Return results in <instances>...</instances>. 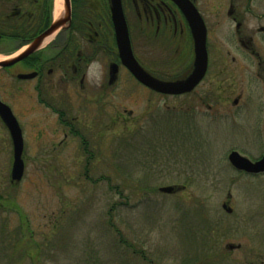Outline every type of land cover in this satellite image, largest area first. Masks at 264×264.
<instances>
[{"label": "rangeland", "instance_id": "1", "mask_svg": "<svg viewBox=\"0 0 264 264\" xmlns=\"http://www.w3.org/2000/svg\"><path fill=\"white\" fill-rule=\"evenodd\" d=\"M208 11L211 67L193 94L150 96L125 74L100 132L59 147L61 136L47 143L28 124L32 115L19 116L26 140L19 183L11 181L13 143L0 121V264H264V173H239L228 160L233 150L264 155L262 90L236 70V25L221 8ZM258 26L251 19L242 32L256 37ZM132 43L139 53V40ZM157 73L177 74L166 65ZM170 111L188 112L192 132L176 131V122L187 129L184 117L158 120ZM169 186L177 192L159 190Z\"/></svg>", "mask_w": 264, "mask_h": 264}, {"label": "flooded vegetation", "instance_id": "2", "mask_svg": "<svg viewBox=\"0 0 264 264\" xmlns=\"http://www.w3.org/2000/svg\"><path fill=\"white\" fill-rule=\"evenodd\" d=\"M60 1L63 11L56 16L57 0H0V55L4 56L0 61L22 54L54 21L63 19L64 1ZM182 4L193 5L207 31L208 69L204 79L192 91L179 95L163 94L133 76L119 55L111 0H70L68 22L20 60L0 67V101L11 108L18 122L19 116L32 115L28 124L42 137L47 136V143L61 136L56 145L59 147L68 142L69 137L100 132L98 126L102 127V119L109 117L110 99L114 90L118 94L122 88L125 74L150 96L191 95L203 84L211 67L209 41L213 31L209 27L211 13L208 10L218 7L226 19L236 25L237 39L242 46L232 58L236 70L240 75L248 71L252 80L260 85L261 103L264 104V0H121L132 50L139 64L151 76L165 81L183 80L191 74L195 62L194 39ZM251 19L259 23L256 37V34L242 32ZM133 39L139 40V53L134 51ZM93 60H100L104 65L103 82L99 86L86 77L87 67ZM165 65L177 74L171 78L160 76L157 73L159 67ZM242 98L243 93L234 99L233 105L241 107ZM124 113H127L126 109ZM165 114L158 120L174 121L184 117L187 129L180 128V133L192 132L189 116H183L188 112H178L177 116H172L175 113L171 111ZM86 121H92L93 127H84ZM19 125L25 150L24 126L21 122ZM105 128L107 130L108 126ZM82 139L89 165L93 153L89 149L90 142ZM145 144L146 150L156 152L157 144ZM263 156L250 159L255 162ZM233 168L239 173L252 174ZM260 174L263 173L252 175ZM177 190L173 187L171 193Z\"/></svg>", "mask_w": 264, "mask_h": 264}, {"label": "water", "instance_id": "3", "mask_svg": "<svg viewBox=\"0 0 264 264\" xmlns=\"http://www.w3.org/2000/svg\"><path fill=\"white\" fill-rule=\"evenodd\" d=\"M64 2V18L54 21L51 27L43 33L37 40L28 47L22 54L0 61V67L10 66L29 54L40 42L55 32L61 25L70 19L71 5L70 0ZM112 2V19L116 35V43L122 63L129 69L133 76L143 84L163 94H183L192 91L205 77L208 69V51H207V31L203 20L197 10L190 4H182L181 7L188 18L192 29L194 39L195 62L191 74L178 81H165L151 76L137 61L134 56L128 27L122 10L121 0H111ZM181 4V3H180ZM115 67V66H114ZM0 118L7 127L13 143V164L11 169L12 183L22 181L25 173L24 139L22 129L11 108L0 101ZM228 160L233 167L247 173L259 174L264 173V156L252 161L250 158L243 156L238 151H232L228 155ZM166 193H171L173 187H164L161 189ZM225 209L231 212V208ZM229 248H233L232 245Z\"/></svg>", "mask_w": 264, "mask_h": 264}, {"label": "clouds", "instance_id": "4", "mask_svg": "<svg viewBox=\"0 0 264 264\" xmlns=\"http://www.w3.org/2000/svg\"><path fill=\"white\" fill-rule=\"evenodd\" d=\"M103 68L104 65L100 60L91 61L86 70L88 81L97 86L101 85L103 82Z\"/></svg>", "mask_w": 264, "mask_h": 264}, {"label": "trees", "instance_id": "5", "mask_svg": "<svg viewBox=\"0 0 264 264\" xmlns=\"http://www.w3.org/2000/svg\"><path fill=\"white\" fill-rule=\"evenodd\" d=\"M172 122H174L173 120H171ZM180 121V120H179ZM175 123V122H174ZM180 123L181 122H176V125L178 124V128H176L177 129V131L180 133V127L182 126V125H180ZM147 143V142H146ZM92 159V158H91ZM110 224H112V227H113V229H114V233L116 234V239H117V241H118V243L119 244H121V245H125L126 246V240L123 238V235H122V233H121V231H120V229L118 228V227H116L115 226V224L114 223H111L110 222ZM128 247H131V248H134L132 245H128ZM134 253L135 254H141L140 253V251H138L137 249H135V251H134Z\"/></svg>", "mask_w": 264, "mask_h": 264}, {"label": "bare ground", "instance_id": "6", "mask_svg": "<svg viewBox=\"0 0 264 264\" xmlns=\"http://www.w3.org/2000/svg\"><path fill=\"white\" fill-rule=\"evenodd\" d=\"M60 0H57V4H56V16L60 15L61 12L63 11L62 9V5L60 4ZM3 57L0 56V60H2Z\"/></svg>", "mask_w": 264, "mask_h": 264}]
</instances>
